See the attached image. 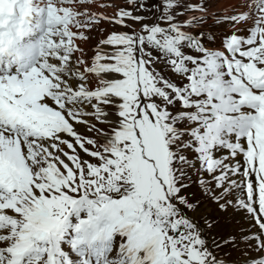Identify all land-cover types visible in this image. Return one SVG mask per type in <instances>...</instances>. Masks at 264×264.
<instances>
[{
  "label": "snow or ice",
  "instance_id": "snow-or-ice-1",
  "mask_svg": "<svg viewBox=\"0 0 264 264\" xmlns=\"http://www.w3.org/2000/svg\"><path fill=\"white\" fill-rule=\"evenodd\" d=\"M209 3L0 0V264H264V0Z\"/></svg>",
  "mask_w": 264,
  "mask_h": 264
},
{
  "label": "rangeland",
  "instance_id": "rangeland-1",
  "mask_svg": "<svg viewBox=\"0 0 264 264\" xmlns=\"http://www.w3.org/2000/svg\"><path fill=\"white\" fill-rule=\"evenodd\" d=\"M209 27H211V26H209ZM111 28H112L111 30H113V27H111ZM220 29H221V27H212L211 28V33L217 35L215 42H217L219 44H220V35H222V34L217 33V31H219ZM109 30H110V28H109ZM90 37H91L90 40H92V36H90ZM89 46H87V47H89ZM159 67H162V66H159ZM165 74L167 75V70H165ZM193 179L195 180L196 177L193 176ZM193 191L198 192V190L195 188V186H193ZM210 207H212L213 212H215V206L210 205ZM204 211H205L204 207L201 206L199 213H198V216H202L204 214ZM240 216L241 215L238 212H234L232 209H229L227 212L220 213L219 214V220L221 222V225H223L224 227L218 226V230L226 234L228 232L227 230L229 228L230 229H236L237 222H239V220L241 219ZM244 224H246V223H244ZM227 227H229V228H227ZM225 228H227V229L225 230Z\"/></svg>",
  "mask_w": 264,
  "mask_h": 264
},
{
  "label": "bare ground",
  "instance_id": "bare-ground-1",
  "mask_svg": "<svg viewBox=\"0 0 264 264\" xmlns=\"http://www.w3.org/2000/svg\"><path fill=\"white\" fill-rule=\"evenodd\" d=\"M235 2L239 3V2H242V0H226V1H224V2H222V3H220V4H218V6H219V7L230 6L231 4H233V3H235ZM87 45H88V42L82 44L81 46H82V47H86ZM240 218H241V216H240ZM241 219H242V218H241Z\"/></svg>",
  "mask_w": 264,
  "mask_h": 264
}]
</instances>
